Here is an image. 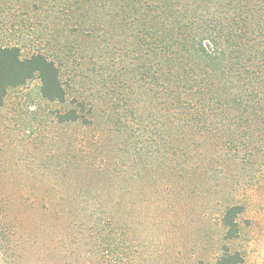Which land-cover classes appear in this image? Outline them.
Returning a JSON list of instances; mask_svg holds the SVG:
<instances>
[{"label": "rangeland", "instance_id": "obj_1", "mask_svg": "<svg viewBox=\"0 0 264 264\" xmlns=\"http://www.w3.org/2000/svg\"><path fill=\"white\" fill-rule=\"evenodd\" d=\"M109 2L0 0V49L47 56L66 91L36 76L0 106V264H217L226 246L264 264V93L178 102L172 61Z\"/></svg>", "mask_w": 264, "mask_h": 264}, {"label": "trees", "instance_id": "obj_2", "mask_svg": "<svg viewBox=\"0 0 264 264\" xmlns=\"http://www.w3.org/2000/svg\"><path fill=\"white\" fill-rule=\"evenodd\" d=\"M107 1L116 13L117 25L127 20L139 25L142 45L158 52L161 62L172 61L178 102L184 98L204 108L217 102L245 106L251 103L253 92L264 93V0ZM36 76L45 99L66 100L54 61L43 54L23 59L18 47L1 48L0 106L9 89L24 86ZM78 118L75 110L59 116L62 122ZM241 211L239 206L227 209L223 217L226 239L238 237ZM243 263V255L227 246L217 260V264Z\"/></svg>", "mask_w": 264, "mask_h": 264}]
</instances>
